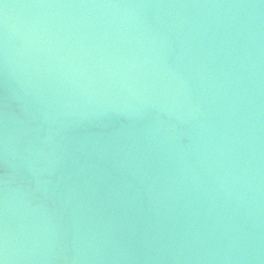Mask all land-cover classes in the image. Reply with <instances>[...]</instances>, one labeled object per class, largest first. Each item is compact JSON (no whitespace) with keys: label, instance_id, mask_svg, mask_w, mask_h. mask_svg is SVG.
<instances>
[{"label":"water","instance_id":"1","mask_svg":"<svg viewBox=\"0 0 264 264\" xmlns=\"http://www.w3.org/2000/svg\"><path fill=\"white\" fill-rule=\"evenodd\" d=\"M3 264H264V0H0Z\"/></svg>","mask_w":264,"mask_h":264},{"label":"snow or ice","instance_id":"2","mask_svg":"<svg viewBox=\"0 0 264 264\" xmlns=\"http://www.w3.org/2000/svg\"><path fill=\"white\" fill-rule=\"evenodd\" d=\"M0 264H3V261L2 260H0Z\"/></svg>","mask_w":264,"mask_h":264}]
</instances>
